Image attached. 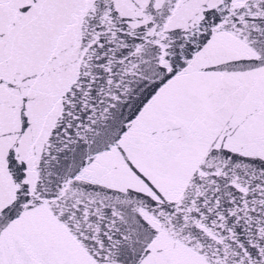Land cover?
Listing matches in <instances>:
<instances>
[{"label":"snow or ice","instance_id":"obj_1","mask_svg":"<svg viewBox=\"0 0 264 264\" xmlns=\"http://www.w3.org/2000/svg\"><path fill=\"white\" fill-rule=\"evenodd\" d=\"M0 264H264V0H0Z\"/></svg>","mask_w":264,"mask_h":264}]
</instances>
